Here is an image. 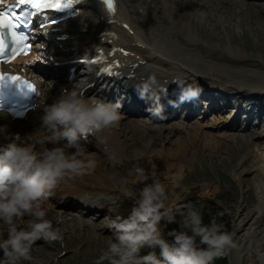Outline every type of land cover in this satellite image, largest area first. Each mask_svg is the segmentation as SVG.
Returning <instances> with one entry per match:
<instances>
[{"label": "bare ground", "instance_id": "bare-ground-1", "mask_svg": "<svg viewBox=\"0 0 264 264\" xmlns=\"http://www.w3.org/2000/svg\"><path fill=\"white\" fill-rule=\"evenodd\" d=\"M243 2V0H119L117 15L120 18L119 23L111 26L119 37L117 40L107 37L101 41L100 45L105 46L109 41L117 45L125 44L131 51L147 59L146 66L139 71L148 73L155 79L179 77L184 84H202L216 91L217 97L222 96L221 93H223L228 95L227 99H232V103L238 102L239 106L245 104L249 106L248 100L264 97V65L261 62L252 70L235 68L230 70L201 57L200 54H192L184 46L181 48L180 43L171 42L172 38H170V36L184 37L187 45L199 46L200 32L209 39L211 36L204 32L206 25L195 18L203 16L198 8L208 12L214 10L212 14H208V19L221 20L222 11L231 12L229 7ZM239 8L244 9L243 6ZM260 8L264 10V3L260 5ZM248 9L247 5L246 10ZM234 10L241 12L239 9ZM105 13L100 4H93L81 17L63 24L68 28V32L71 31L77 35L71 43L79 45L84 52L89 53L94 45L99 44L98 34L104 30L105 26L108 27L105 23L107 19L105 22L100 20L101 16L105 17ZM232 15L237 13L232 12ZM229 20L224 21L228 28L231 27ZM237 22L240 23V20L238 19ZM122 23L133 25L135 34L129 36L122 27ZM159 25H165V29H160ZM138 43L144 47H140ZM42 115L43 113H37L27 127L21 122L12 121L7 116L0 115V140L15 132L23 134L27 131L28 135L32 134L30 141H35L39 136L44 135L36 125L41 121ZM229 118V114H215L205 122L198 121L194 124L180 122L176 126L162 124L156 127L136 120L127 121L124 116L118 128L104 133L107 137L108 150L116 152L121 161L119 167L115 165L117 162L109 160L108 154L104 151L105 145L101 144L97 147L94 139L89 145L86 144L87 150L98 161L96 171L90 176L62 181L54 190L51 199L44 205L48 209L49 218L54 221L57 216L62 218L63 222L60 226L64 230V244L72 236L81 237L85 244L114 239L112 230L107 227V224L117 215L127 218L134 205L133 199L125 196L131 185L126 183L120 187L117 176L124 171L129 175L132 165L142 167L141 164H144V168L149 172L153 166L156 178L167 186L169 196L167 204L173 211L194 196L210 199L220 193L219 185L214 184L196 185L194 190L180 187V183L184 181L182 173L188 162L198 158L204 149L208 151L212 160L221 158L224 154L232 158L235 152H241L237 157L236 165L232 168L241 195L239 199L233 198L236 203L233 210L236 218L232 219V233L237 247L231 249L230 253L232 262L235 264H257L258 251L264 252V143H261L264 134L253 135L250 140L243 139L223 129ZM158 141L163 142L164 149L150 151V146L156 145ZM52 146L48 145V147ZM244 147L245 150L242 151ZM187 151L190 152V156ZM140 154H143L145 158L137 161L136 157ZM106 161L108 165L105 166ZM113 169L116 174L111 173ZM246 176L253 178L251 184L246 180ZM127 180L140 185L139 188L144 186L143 183L138 184L130 175L127 176ZM151 182L150 179L147 183ZM253 186L259 191L256 193L255 204L249 207L246 194ZM69 200L72 203L88 205L85 206L84 212L87 209L88 212L97 213L94 217L85 219H81L77 212L69 214L63 207V204L70 202ZM72 214L74 216H71ZM165 223L166 221H161L164 237L171 242L174 237L169 236L168 232L172 229L179 230L180 224L177 222L167 224L169 228L165 229ZM68 233L70 236H67ZM6 236V226L0 223V237L6 238ZM39 242L52 249L59 245V242L52 245L42 240ZM41 246L38 247L40 251L43 250ZM65 249L67 253L70 250L66 245L61 251ZM159 252L160 249L157 246L156 253L159 254Z\"/></svg>", "mask_w": 264, "mask_h": 264}, {"label": "clouds", "instance_id": "clouds-1", "mask_svg": "<svg viewBox=\"0 0 264 264\" xmlns=\"http://www.w3.org/2000/svg\"><path fill=\"white\" fill-rule=\"evenodd\" d=\"M155 78L137 86L140 98L148 103L146 111L156 119H166L160 97L151 91ZM179 88L177 101H169L176 107L180 103L199 97L202 89L198 85L176 82ZM166 94V92H165ZM120 101L110 102L99 97H86L77 90H65L51 104L44 106L40 117V129L44 135L30 141V135L19 133L0 149V223L6 226V238L0 237V264H21L33 261L32 249L38 241L48 245L59 242L63 245L62 218L55 221L48 217L44 207L54 194L56 187L66 179L92 175L97 167L96 157L87 150L89 137L94 138L111 161L120 163L118 155L107 148L104 133L118 128L124 118ZM28 138V139H26ZM53 145L48 147V145ZM145 158L143 154L137 161ZM151 163L150 160H147ZM138 184L144 186L137 191H128L125 196L134 201L127 218L117 215L107 227L114 239H109L102 250L100 262L108 264H214L237 247L234 234L225 230V224L213 216L204 223L199 207L187 205V211L179 221L180 229H172L164 237L161 221L177 222V216L168 207L167 186L156 178L155 171L144 167L129 170ZM151 179V183H147ZM111 211V209H110ZM28 218L27 220L25 218ZM159 247L160 252L141 254L142 249ZM264 264V252L257 255Z\"/></svg>", "mask_w": 264, "mask_h": 264}, {"label": "rangeland", "instance_id": "rangeland-1", "mask_svg": "<svg viewBox=\"0 0 264 264\" xmlns=\"http://www.w3.org/2000/svg\"><path fill=\"white\" fill-rule=\"evenodd\" d=\"M248 3H252L249 5ZM264 3V2H262ZM245 5L251 6L250 9H240L239 5L237 8L229 7L232 12L238 13V15H232V12L222 11L220 13L221 20L208 19V14H212L214 11H206L202 8H198L202 17L197 18L201 24L206 25L204 32L211 36V39L204 37L200 32V46L187 45L185 40H180V47H186L192 54H199L201 57L208 59L218 65H222L228 69H255L258 60H262L264 63V10L260 8V5L254 0H245ZM234 9L243 10L242 12H236ZM231 19L233 26L228 28L225 26V20ZM240 20V23L237 20ZM173 41L178 42L177 37H172ZM250 62L251 64H247ZM159 142L156 145L150 146V151L164 149L162 144ZM264 143V142H263ZM202 150L198 158L192 162L186 164V168L182 173V183L180 187L191 188L194 190L196 185H207L214 184L219 185L220 193L215 197H200L194 196L183 203V206L174 208V214L177 216V224L182 218V215L187 211V205L192 204L195 207H199L203 212L204 223L208 224L211 222L212 217L216 216L218 222L225 224V230L232 232L233 218L235 216V199H239L241 191L237 183L234 171L232 168L236 165L237 157L240 156L241 152H235L234 157L230 158L227 154H224L221 158L210 159L208 151ZM245 150V147L242 151ZM188 156L190 152H188ZM206 155V157H205ZM130 163L134 164L133 161ZM105 166L108 165L107 161L104 162ZM131 164V165H132ZM183 164V163H181ZM116 167L121 165L120 163L115 164ZM144 167V164H141ZM135 165L131 166V169L135 168ZM111 173L116 174L113 169ZM127 172H120L117 176L118 184L122 185L129 183L131 186L129 191H137L140 189V185L128 182ZM246 180L249 184L253 182L251 176H246ZM124 178V180H123ZM259 189L252 187L246 194L247 204L249 207L256 202V193ZM82 212V210H81ZM168 229L169 226L164 227ZM70 236V233L67 234ZM108 236V234H106ZM107 241L98 243H87L85 244L84 239L81 237L74 238L70 237L66 244L56 246L52 249L41 242H37L32 250L33 261H22L21 264H108L107 261L100 262V256L102 250L106 249ZM40 245L43 247V252L38 248ZM69 247V252L62 256L60 255L61 249ZM64 252L66 251L63 250ZM150 251H156L155 249L145 247L142 250V255L147 254ZM231 251V250H230ZM228 252L224 257L218 258L214 264H235L232 262L231 253ZM44 255V256H43ZM159 255V254H157ZM3 253L0 252V258ZM257 264L260 261L257 260Z\"/></svg>", "mask_w": 264, "mask_h": 264}, {"label": "snow or ice", "instance_id": "snow-or-ice-1", "mask_svg": "<svg viewBox=\"0 0 264 264\" xmlns=\"http://www.w3.org/2000/svg\"><path fill=\"white\" fill-rule=\"evenodd\" d=\"M104 2L110 11H116V0H104ZM73 3H78V0H15V3L11 5V10L0 12V57H5L9 46L8 37H11L13 47L11 53H7L6 59L14 58L19 54H27L32 50V44L28 42L29 33L26 31L33 23L31 17L37 16L38 13H43L46 9L60 10L68 8ZM4 4L5 0H0V5ZM17 9H19L18 12L16 11ZM55 22V20L51 21V23ZM40 27L43 28L44 25L41 24ZM21 28L24 31H18ZM6 80L20 82L21 77L14 75L6 77L5 74L0 73V86ZM27 87L31 91H36L35 85L33 84H27ZM7 171V168L0 169V172Z\"/></svg>", "mask_w": 264, "mask_h": 264}]
</instances>
